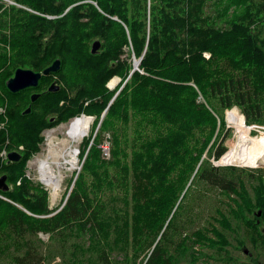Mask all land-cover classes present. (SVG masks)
Listing matches in <instances>:
<instances>
[{"label": "trees", "instance_id": "trees-1", "mask_svg": "<svg viewBox=\"0 0 264 264\" xmlns=\"http://www.w3.org/2000/svg\"><path fill=\"white\" fill-rule=\"evenodd\" d=\"M9 1L13 5L0 1V70L6 67L0 72V148L21 155L0 164L13 184L0 193L41 216L0 198V248L16 240L15 233L24 239L38 231L57 232L65 247L61 236L77 232L84 243L63 251L62 264H111L110 253L129 247L145 251L141 264H198L199 245L226 242L215 225L182 231L209 185L236 194L228 195L235 205L230 218L247 227L248 255L264 260V167L210 159L227 152L225 110L236 106L246 124L264 125V0ZM95 40L101 43L93 54ZM132 55L141 57L133 72ZM55 59L59 70L42 75L36 87L7 89L17 68L42 71ZM54 81L59 89L50 92ZM108 82L118 84L109 89ZM32 93H40L33 102ZM82 114L94 119L79 150L81 168L69 179L64 204L50 214L48 191L25 175L26 161L41 149L44 129ZM104 132L111 135L108 159L99 146ZM230 218L220 212L216 219L231 226ZM37 249L32 242L12 257L17 264L29 256L28 264H42Z\"/></svg>", "mask_w": 264, "mask_h": 264}, {"label": "rangeland", "instance_id": "rangeland-1", "mask_svg": "<svg viewBox=\"0 0 264 264\" xmlns=\"http://www.w3.org/2000/svg\"><path fill=\"white\" fill-rule=\"evenodd\" d=\"M0 1L3 2L5 6L13 5V4H11L13 2L9 1V0H0ZM256 1H257V3H259V0H256ZM215 9H216V7L213 6L214 11H215ZM222 24L223 23H221V22L217 23V25H222ZM125 52H126V54L122 55L123 59L125 57H128L127 48L125 49ZM209 55L210 54L208 52H204V56L206 58H208ZM130 59H132L133 66H134V61L138 60V59H136L134 57V55H132L130 57ZM5 68L6 67L4 66L0 70V72H2ZM115 79L118 80V77H116ZM109 82H108V85L111 88H109L106 85L109 89H114L117 86V84L119 83V81H118L117 84H115L114 86H111ZM233 108H236L237 112L242 114L240 112V110L238 109V107H236V106L232 107L230 110L227 109V110H229L228 112H226L227 110H225L224 118H225L226 124H225L224 130L227 129V132H229V133H227V135L225 137V141H224V143L226 144L227 152L233 146L231 141L232 140L235 141L237 134H238L237 129L233 126V124L229 120H227V116ZM4 114H5V108L3 106H1L0 107V115H4ZM82 115H84V114H82ZM82 115H80V116H82ZM74 119H75V117L71 118L67 121L60 122L59 124H57L53 127L44 129L43 130L44 140L41 142V149L38 152L32 154L31 157H29L26 161L25 175L34 183L35 182L41 183V186H43V188H45L48 191V197H49L48 198V205L53 210L52 213H50V214H53L54 212H56L64 204L66 196L69 194L71 187L73 185V183L71 182L69 188H67L68 184H69V179L72 177L74 172H75V174H76V172L78 173V171L81 168L82 161H80V158H79V150L82 147L83 138L80 140L81 141L80 143L78 142L77 147H76L77 148L76 151L71 155V160L75 161L77 163L78 167L76 166L77 168H75V170L74 169L73 170H64V174L66 176H64V178L61 182L60 191H59V194L55 200L52 199L50 189L46 185H44L40 179H38L39 172H38L37 159H39V158L42 159V157L46 154V150L48 149L47 146L49 145L50 141L53 140L52 142L58 143L61 140L67 138V135H66L67 129L69 127L70 122ZM93 119H94V117H93ZM93 119H92V121H93ZM3 123L4 122L0 121V127H2ZM250 125H253V127H250L249 125L248 126L251 129H254L256 131V133L251 132L252 135H256V136H259L260 138H264V131L262 130V127L264 129V125H261V124L259 125V124H255V123L250 124ZM89 132H90V130H89ZM89 132H88V134H89ZM88 134L85 136H88ZM110 138H111L110 133L104 132L103 133V140L99 144V146L102 147V157H104L106 159H108L110 157V154H109L110 153V150H109ZM7 142H8V140H6L5 143H7ZM242 142H244V143H242ZM104 146L107 147L108 153L105 152L106 150L103 148ZM20 148H21V146H20ZM237 149H238L237 151H238L239 155L243 154L247 150V142L239 141ZM4 150L6 152L8 151L6 146H3L2 148H0V164L1 165L2 164L4 165L8 161V158L6 157V152H4ZM210 159H211V162L213 164H216L215 160L212 157ZM226 164H235L238 166L239 165L240 166H246V167L255 168V169H260L261 167H264V164H260L261 166L260 165L259 166H251V165H241L240 163H236V162L219 164V165H226ZM75 174H74V176H75ZM18 182H19V179L16 181V183H18ZM7 184L9 185L8 189L13 188L12 183H7ZM248 186H249V184H247V187ZM8 189H6V190H8ZM33 192L34 191L30 190V192H27V195L31 196V194ZM203 192L204 193L202 195L203 197L201 199V205L199 207V213L196 210L194 212V214H192V220H194V221L191 223L190 222L186 223V225L189 226L190 228H186V226H183L182 231L187 233V234H191V230L193 231L195 229L202 228L204 225L207 228L208 227L210 228L211 225H215L219 230H221L224 233V237L226 239V242L218 243L219 245H222V247L217 246V245L216 246H210V245H204V246L199 245L198 246V245H196V246L200 247L198 250V252L200 253L198 264H256V261L251 257V255L250 256L248 255V251L244 252V250H243L244 247L248 248V250H252L251 240L249 239V236L246 233L247 227L246 226L244 228L239 227L235 223V221L232 218H230L231 215L229 213V208H230V206H235V205H234L233 200L231 198H229L228 195L237 197L236 194L235 193H232V194L222 193L217 188L211 187L209 185L205 186V189ZM0 198L11 201L13 204L19 206L20 208H22L24 211H26L29 214L36 215V214H33L32 212H30L28 209H26L21 203L15 201V200L13 201V200L9 199L4 194L0 193ZM115 206L119 209L120 206H122V204L120 201H118ZM254 211H255V209L253 210V213H254ZM220 212L228 215V218H230V220H231V226H230V224L228 226H226V225L223 226L216 219V218H220ZM253 213L248 215V217L254 218ZM36 216H41V215H36ZM255 221H256V218L253 220V222H255ZM262 225H264V222L262 223ZM262 225H260V227ZM208 233L213 239L216 238L210 230H208ZM14 235L16 236V240H14V241L12 240L11 244H10V241L8 239L3 241L5 243L0 248V250H3V253H0V264H14V259L12 256L14 254H22L23 252L28 250L29 244L32 242L36 243V245L38 246L37 250L39 252L41 250V252L44 256V259L42 260V264H62L63 257L61 255L64 254L63 251L72 250V249H74L75 246H81L84 243L81 236L77 235V232L66 233V234L61 236L62 242H63V244H65V247L63 245H62V247L60 246L61 243L56 238L58 236L57 232H54L51 234L50 232L38 231L36 236L27 232L25 234L26 237L24 239L18 238L17 233H15ZM63 238H66V241H63L64 240ZM239 239H243V241L239 242L238 241ZM173 240L175 243L178 240V237L174 236ZM20 242H24L25 243L24 246H18V247L15 246L16 244H18ZM174 243L171 245V247L169 246L170 250H171V248H173ZM7 244H8V246H7ZM58 248H59V250H58ZM76 250L79 251V249H76ZM53 251H57V252L54 253ZM225 251H226V253H224ZM251 252H252V256H253L256 253V250L253 249V251H251ZM57 253H59V254H57ZM145 255H146L145 251L134 252L133 248L129 247L126 252L115 250L112 253H110V260H111V264H141V262L143 263V261L145 259L144 258ZM257 258L261 259L262 262L264 261L262 256H258ZM48 260H49V263H48ZM178 264H187V262L182 260Z\"/></svg>", "mask_w": 264, "mask_h": 264}, {"label": "bare ground", "instance_id": "bare-ground-1", "mask_svg": "<svg viewBox=\"0 0 264 264\" xmlns=\"http://www.w3.org/2000/svg\"><path fill=\"white\" fill-rule=\"evenodd\" d=\"M227 120L237 129L238 134L235 141H231L233 144L231 149L220 158V161L218 160L219 163L236 162L251 166L264 164V138L252 135L251 128L244 122L243 115L237 112L236 108L230 111ZM91 122L92 118L86 115L75 117L67 129V138L58 143L50 141L46 154L42 159H37L38 179L50 189L53 200L58 196L61 182L66 176L64 170H75L78 167L77 163L71 160V155L76 151L78 142L80 143L88 134ZM239 141L247 142V150L240 155L237 151Z\"/></svg>", "mask_w": 264, "mask_h": 264}, {"label": "water", "instance_id": "water-1", "mask_svg": "<svg viewBox=\"0 0 264 264\" xmlns=\"http://www.w3.org/2000/svg\"><path fill=\"white\" fill-rule=\"evenodd\" d=\"M100 43H101L100 40L93 41V43L91 45V53L94 54V53L98 52L99 47H100ZM140 60H141V57L138 60L134 61V66H133V69L131 72L138 69V64H139ZM59 68H60V60L59 59H55L49 66L44 68L42 71H34L32 69H27V68H17L14 71V74L7 79L6 87L11 92H18V91L25 89V88H28V87H36L38 85L39 80L42 77V75H49L52 72L58 71ZM118 80L120 81V78H118ZM125 82H126V80L124 81V83ZM107 86L109 88H111L108 85V83H107ZM122 86L117 90L114 97L118 94V92L120 91ZM58 89H59V86L55 82H52L47 90L50 92H56ZM39 95H40V93H32L30 96L31 102L35 101L39 97ZM30 109L31 108L29 105V106H27V108L22 113L27 114L30 112ZM105 112H106V110L102 113L101 120H102ZM88 117L93 119V117H91V116H88ZM250 126H253V125H250ZM20 155H21L20 152H18L17 150H10L7 152L8 161L18 160L20 158ZM215 162H216V165L221 164L218 161H215ZM76 174H77V172H76ZM76 174H75V176H76ZM75 176H74V178H75ZM72 183H73V181H72ZM8 187H9V185L6 182V175L1 174L0 175V189L6 190V189H8ZM258 213H260V212H258ZM243 250H244V252H247L246 247H244ZM256 264H264V262L258 261V262H256Z\"/></svg>", "mask_w": 264, "mask_h": 264}, {"label": "flooded vegetation", "instance_id": "flooded-vegetation-1", "mask_svg": "<svg viewBox=\"0 0 264 264\" xmlns=\"http://www.w3.org/2000/svg\"><path fill=\"white\" fill-rule=\"evenodd\" d=\"M258 221V220H257ZM247 251H248V254H249V250L247 249ZM251 254V253H250ZM22 255V254H21ZM29 256V255H28ZM38 261V260H37ZM28 263H30V256L29 257H27V259H26V263L25 264H28ZM14 264H17L16 263V256H15V259H14Z\"/></svg>", "mask_w": 264, "mask_h": 264}, {"label": "built area", "instance_id": "built-area-1", "mask_svg": "<svg viewBox=\"0 0 264 264\" xmlns=\"http://www.w3.org/2000/svg\"><path fill=\"white\" fill-rule=\"evenodd\" d=\"M103 148L106 150L105 152L108 153L107 152V147L104 146ZM4 152H6V151L4 150ZM6 157H7V152H6Z\"/></svg>", "mask_w": 264, "mask_h": 264}, {"label": "crops", "instance_id": "crops-1", "mask_svg": "<svg viewBox=\"0 0 264 264\" xmlns=\"http://www.w3.org/2000/svg\"><path fill=\"white\" fill-rule=\"evenodd\" d=\"M119 78V77H118ZM119 81V80H118Z\"/></svg>", "mask_w": 264, "mask_h": 264}]
</instances>
